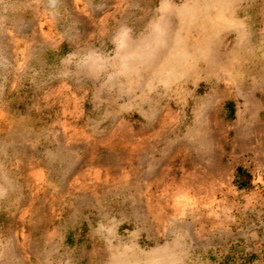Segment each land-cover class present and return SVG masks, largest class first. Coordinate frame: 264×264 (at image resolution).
<instances>
[{
	"label": "rangeland",
	"instance_id": "obj_1",
	"mask_svg": "<svg viewBox=\"0 0 264 264\" xmlns=\"http://www.w3.org/2000/svg\"><path fill=\"white\" fill-rule=\"evenodd\" d=\"M0 264H264V0H0Z\"/></svg>",
	"mask_w": 264,
	"mask_h": 264
},
{
	"label": "trees",
	"instance_id": "obj_2",
	"mask_svg": "<svg viewBox=\"0 0 264 264\" xmlns=\"http://www.w3.org/2000/svg\"><path fill=\"white\" fill-rule=\"evenodd\" d=\"M236 173L238 178H241V181L239 182V187L246 188L250 180L249 174H245L241 168H237Z\"/></svg>",
	"mask_w": 264,
	"mask_h": 264
}]
</instances>
